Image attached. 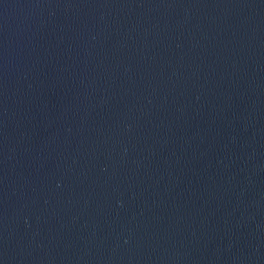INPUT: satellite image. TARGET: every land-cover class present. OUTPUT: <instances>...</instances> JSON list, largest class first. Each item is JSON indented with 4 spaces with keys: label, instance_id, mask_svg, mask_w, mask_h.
I'll return each mask as SVG.
<instances>
[{
    "label": "water",
    "instance_id": "95a60500",
    "mask_svg": "<svg viewBox=\"0 0 264 264\" xmlns=\"http://www.w3.org/2000/svg\"><path fill=\"white\" fill-rule=\"evenodd\" d=\"M0 264H264V0H0Z\"/></svg>",
    "mask_w": 264,
    "mask_h": 264
}]
</instances>
